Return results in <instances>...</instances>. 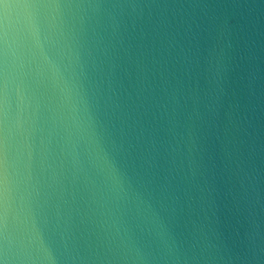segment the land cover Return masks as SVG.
I'll return each instance as SVG.
<instances>
[{"label": "water", "instance_id": "1", "mask_svg": "<svg viewBox=\"0 0 264 264\" xmlns=\"http://www.w3.org/2000/svg\"><path fill=\"white\" fill-rule=\"evenodd\" d=\"M0 264H264V0H0Z\"/></svg>", "mask_w": 264, "mask_h": 264}]
</instances>
